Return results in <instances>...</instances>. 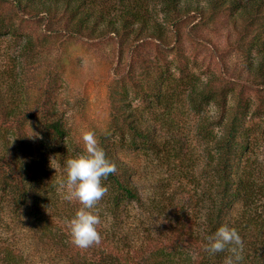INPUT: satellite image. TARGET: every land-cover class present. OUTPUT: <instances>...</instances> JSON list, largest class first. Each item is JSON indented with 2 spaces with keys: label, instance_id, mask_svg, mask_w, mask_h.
Here are the masks:
<instances>
[{
  "label": "trees",
  "instance_id": "1",
  "mask_svg": "<svg viewBox=\"0 0 264 264\" xmlns=\"http://www.w3.org/2000/svg\"><path fill=\"white\" fill-rule=\"evenodd\" d=\"M4 1L65 39L130 38L135 46L146 41L169 46V29L176 43L182 21L213 22L226 13L245 55L243 73L232 80L192 86L199 100L211 98L221 107L220 126L211 132V151L199 175L183 147L173 143L174 129L163 131L162 123L137 113L126 95L117 98L118 87L110 86L108 126L96 137L116 171L102 180L108 191L97 204L100 243L81 249L71 242L66 223L81 205L65 200L57 187L66 177L65 161L77 156L59 100L62 63L43 39H18L15 55L0 63V264H224L232 255L228 247L215 254L205 250L207 237L222 225L235 228L242 239L239 264H264V155L259 158L254 150L246 94L264 89V0ZM10 27L0 21V35H12ZM171 76L157 80L169 82ZM118 77V82L134 80L131 73ZM164 87L151 94L169 108ZM256 98L264 105V95ZM119 147L151 149L168 159L176 184L159 179L147 194L146 185L155 181L121 158ZM184 179L193 192L185 189ZM9 225L19 232L10 233Z\"/></svg>",
  "mask_w": 264,
  "mask_h": 264
},
{
  "label": "rangeland",
  "instance_id": "2",
  "mask_svg": "<svg viewBox=\"0 0 264 264\" xmlns=\"http://www.w3.org/2000/svg\"><path fill=\"white\" fill-rule=\"evenodd\" d=\"M0 21L9 23V31L14 35H0V63L15 55V43L26 35L43 39L50 46L51 55L58 54L57 58L62 63L60 75L64 84L59 100L62 109L66 111L68 140L77 155L79 150L85 149L82 140L84 132L94 131L96 134L97 130L107 128L110 86L116 85L119 92L117 98L121 99V94H125V101L137 113L149 116L153 123H162L165 128L163 131L174 129L178 139L173 143L183 147L185 159H190L194 173L199 175V169L211 151V132L217 131L220 126L218 120L221 107L211 98L199 100L192 92V86L226 83L244 71L245 52L240 48L237 32L226 13L219 14L213 22L203 23L191 19L182 21L176 43L173 41V30L169 29V46L156 41H146L135 46L130 38L65 39L62 35H56L51 27L45 28L42 19L20 15L11 3L4 0H0ZM121 73H131L133 82L129 79L118 82L116 79H119ZM169 74H172L169 82L161 83L157 80L159 76L162 78ZM161 85L167 86L163 90L169 108L164 107L151 94ZM123 88H126V93ZM246 92L252 102L247 114L248 124L257 138L254 150L261 158L264 155V105L259 103L256 95H264V89L257 92L248 89ZM231 101L229 94L226 107ZM166 113L170 115L173 124L167 120ZM118 154L139 166L143 171L142 175L151 184L155 181L151 186L146 185L147 194L156 189L157 184H160L159 179L171 178V186L178 180V175L174 176L168 159L160 158L151 149L119 147ZM51 160L53 169L59 173L53 154ZM202 175L201 181H204L205 174ZM182 181H185V189L193 192V185L186 182V179ZM57 187L60 188L59 185ZM58 190L60 194L63 193L61 188ZM5 219L10 221L9 216H5ZM9 226L10 233L19 232L18 228Z\"/></svg>",
  "mask_w": 264,
  "mask_h": 264
},
{
  "label": "clouds",
  "instance_id": "3",
  "mask_svg": "<svg viewBox=\"0 0 264 264\" xmlns=\"http://www.w3.org/2000/svg\"><path fill=\"white\" fill-rule=\"evenodd\" d=\"M82 140L85 150L65 161L66 177L59 180V186L65 200H76L81 205L66 223L71 242L76 247L85 249L100 243L99 226L102 221L97 204L108 191L102 180L114 173L116 168L100 146L94 131L84 132ZM207 240L205 250L211 254L228 247L232 255L225 258L224 264H239L243 259L242 239L235 228L222 225Z\"/></svg>",
  "mask_w": 264,
  "mask_h": 264
}]
</instances>
